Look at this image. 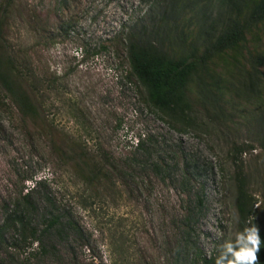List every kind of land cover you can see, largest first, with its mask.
I'll return each instance as SVG.
<instances>
[{"label": "rangeland", "instance_id": "obj_1", "mask_svg": "<svg viewBox=\"0 0 264 264\" xmlns=\"http://www.w3.org/2000/svg\"><path fill=\"white\" fill-rule=\"evenodd\" d=\"M193 1V11L217 3ZM152 2L0 0L4 48L38 81L45 119L40 130L23 121L0 89V220L30 188L39 207L28 227L41 229L45 195L69 220L63 235L36 232L32 243L7 229L0 264H200L234 236L232 144L253 147L241 154L242 167L260 204L256 219L264 220V152L246 120L258 101L229 97L227 111L199 109L204 127L180 132L127 76L121 38ZM186 15L190 37L195 16ZM255 36L246 34L245 44L264 52V38ZM232 53L210 69L225 78ZM62 135L104 163L101 181L84 184L62 164L52 143Z\"/></svg>", "mask_w": 264, "mask_h": 264}, {"label": "trees", "instance_id": "obj_2", "mask_svg": "<svg viewBox=\"0 0 264 264\" xmlns=\"http://www.w3.org/2000/svg\"><path fill=\"white\" fill-rule=\"evenodd\" d=\"M193 2L154 0L145 14L126 28L121 43L125 49L127 76L134 79L143 101L168 126L180 132L188 129L197 131L204 127L205 123L199 118V109L205 114H208L210 107L213 111L225 112L231 97L248 104L252 100L258 101V110L253 116H247L246 120L253 121L254 139L264 152V100L260 95L264 85V52L245 44L246 34L253 38L258 37L255 35L264 38V0H216L214 7H206L203 3L205 6H200L197 11H193ZM188 11L195 16L190 37ZM6 15L0 10V89L23 121L28 120L36 129H41L42 124L37 121L43 123L45 119L43 101L36 89L38 81L18 68L3 45L2 25ZM230 50L233 53L229 55L225 78L216 75L214 69H210L215 58ZM191 87L195 90L192 91ZM191 91L193 95L195 93L193 99L188 95ZM227 93L231 95L225 97ZM1 104L3 101H0ZM54 131L50 132L52 136L60 135L58 130ZM52 143L62 164L67 165L84 184L101 181L106 172L105 165L89 154L82 141H70L62 135ZM251 148L250 144H232L228 151L232 165L230 176L234 208L236 217H239V222L235 219L234 236L230 240L235 239L237 232L243 231L246 222L253 216V223L258 225L261 239L264 240V220L256 219L258 209L255 205L258 200L249 187L241 160V154ZM41 182L40 179L36 181L37 184ZM32 190H26L21 200L8 209L0 220V239L11 227L17 228L23 239L31 237L28 243L37 240L36 232L40 236H59L69 227L66 214L58 211L46 195L42 196L45 203L40 212L43 221L41 229L28 227L30 216L39 207L31 197ZM219 252L220 248L208 257H201L200 264H215ZM258 255L261 264H264V243Z\"/></svg>", "mask_w": 264, "mask_h": 264}, {"label": "clouds", "instance_id": "obj_3", "mask_svg": "<svg viewBox=\"0 0 264 264\" xmlns=\"http://www.w3.org/2000/svg\"><path fill=\"white\" fill-rule=\"evenodd\" d=\"M255 207L260 208V204ZM239 222V217H235ZM253 216L246 222L243 231L235 235L234 240L225 241L220 248L215 264H261L259 252L264 240L261 239L260 229L253 223Z\"/></svg>", "mask_w": 264, "mask_h": 264}]
</instances>
